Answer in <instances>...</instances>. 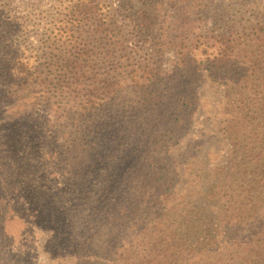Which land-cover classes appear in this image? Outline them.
I'll return each mask as SVG.
<instances>
[{
	"label": "trees",
	"instance_id": "obj_1",
	"mask_svg": "<svg viewBox=\"0 0 264 264\" xmlns=\"http://www.w3.org/2000/svg\"><path fill=\"white\" fill-rule=\"evenodd\" d=\"M182 3L183 31L161 40L176 50L165 71L152 57L125 65L118 45L106 49L112 37L101 0L75 3L43 42L52 48L45 59L28 54L25 22L0 0V264H14L11 245L23 250L33 223L50 230L64 222L59 206L69 207L73 196L83 207L97 204L83 218L102 234L83 232L75 259L64 264H264V131L257 122L264 119V36L208 32L207 0ZM208 79L224 88L222 133L248 176L235 184L236 173L229 174L230 184L217 191L214 201L225 206L216 233L203 212L200 224H162L171 217L162 199L171 202L181 182L169 145L192 128ZM105 173L113 178L103 194ZM41 192L62 202L45 209ZM195 235L204 245L183 260ZM143 246L145 256L136 257Z\"/></svg>",
	"mask_w": 264,
	"mask_h": 264
},
{
	"label": "rangeland",
	"instance_id": "obj_2",
	"mask_svg": "<svg viewBox=\"0 0 264 264\" xmlns=\"http://www.w3.org/2000/svg\"><path fill=\"white\" fill-rule=\"evenodd\" d=\"M78 1L4 0L8 4L9 14L18 17L27 26L28 54L34 55L38 52V56L44 55V59L52 53V48H45L43 42H49L48 37L53 31L56 33L59 30L68 18L66 14ZM101 2L105 5L106 23L112 37L106 41V49H113L118 45L115 47L118 50L115 56L118 58L121 55L125 56L126 60H123L125 65L152 57L155 60V69L167 71L172 67L176 50L173 45L164 47L161 40L170 42L172 36L183 31L182 25L179 26L177 21L183 0H101ZM204 15L207 21L203 28L208 32L215 34L240 32L243 35H251L254 39L257 35L264 36V0H207ZM24 47L22 45V48ZM261 95H264V92H261ZM200 98V108L189 133L180 142L169 145L168 155L178 168L181 182L176 186L175 197L171 202L166 203V200L162 199L165 203L164 212L171 213V217L162 224L173 226L183 224L184 221L200 224L197 222L199 217L197 213L203 212L204 216H213L211 227L214 229L213 233H216L218 213L225 206V201H214L217 191L221 190L224 184L225 188L230 184L227 177L229 174L236 173L235 184L245 182L244 179H248V176L238 172L234 162L240 160V154L234 152V145L222 133L220 124L226 101L223 86L208 79L200 90ZM257 122L263 125L264 131V119L257 118ZM97 152L100 150L97 149ZM81 162L80 168L86 172L89 169V161L82 159ZM118 176L116 172L115 180ZM112 178L106 173L101 180L98 178L99 190L103 194L108 191L102 190L106 188L103 186H110ZM52 184L59 185L56 181ZM43 193L41 192V195ZM76 197H72L73 202L69 207L59 206L58 212L64 222L50 230L41 224L33 223L30 231L26 229L32 239L26 237L28 241L25 248L18 251V246L15 249L11 245L14 264H64L72 261L77 252L79 236L89 228L93 229V234L100 240L98 235L102 234L101 225L83 218L88 216L90 208L97 204H93L91 200L88 206L83 207ZM49 198L53 196H42L45 200L43 202L45 206L42 207L45 209H49L56 202H62V198L54 202L53 199L49 202ZM92 199L97 200L98 197ZM170 208L173 210L169 211ZM45 213L47 214V211ZM9 215L12 213L7 212V216ZM161 235L162 233L152 234L153 242H157L156 239ZM54 237L59 241H54L56 239ZM11 239L14 240L13 237ZM192 240L194 244H187L188 253H184L183 260L191 258L190 255L197 252L196 245H204L202 235H195ZM145 249L146 246L137 247L135 256L143 258L146 254Z\"/></svg>",
	"mask_w": 264,
	"mask_h": 264
}]
</instances>
